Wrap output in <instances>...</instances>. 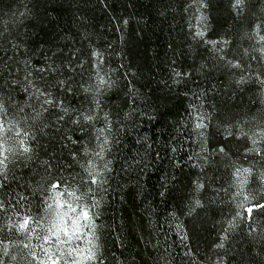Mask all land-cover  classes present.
Instances as JSON below:
<instances>
[{"label": "trees", "instance_id": "1", "mask_svg": "<svg viewBox=\"0 0 264 264\" xmlns=\"http://www.w3.org/2000/svg\"><path fill=\"white\" fill-rule=\"evenodd\" d=\"M202 2L207 9L200 8ZM232 3L0 0V88L6 81L23 80L28 71L38 84L41 76L50 82L63 80L64 89L53 83L52 94L69 109L58 124V110L44 114L49 126L36 133L33 161L9 163L11 187L0 191V199L5 191L19 193L30 199L25 208L31 206L35 215L48 179L45 160L53 165L51 176L85 191L82 178L87 174L80 165L92 157H85L83 148L98 151L95 129L105 128V159L112 171L105 173L104 190L91 185L100 200L93 211L99 212L104 264H264V209L254 210L251 221L243 209L239 212L244 196L236 195L232 177L234 168L249 157L248 136L264 132V86L257 82L264 80V53L259 51L264 41L254 30L259 23L264 35V0H246L239 14ZM201 12L207 17L205 39L230 42L223 52L195 37ZM94 50L103 56L99 74L112 86L101 88L97 119L81 132L71 118L95 108L99 81ZM220 55L239 60L241 68L226 65ZM41 68L47 71L40 73ZM175 71L190 75L174 82ZM241 76L247 82L238 85ZM90 86L93 91L85 93L83 88ZM14 96L20 102L26 98L19 89ZM193 112L207 117L206 129H195ZM240 128L247 136L238 139ZM220 145L226 156L215 151ZM261 148L264 152V144ZM256 157L264 169V156ZM95 162L102 167V161ZM196 183L205 187L197 191ZM248 192L264 203V191ZM196 200L204 207H195ZM7 215L17 219L11 210ZM4 216L0 213V223ZM12 239L21 238L13 234ZM221 242L224 247H216ZM5 264L25 261L18 255L15 262L5 258Z\"/></svg>", "mask_w": 264, "mask_h": 264}, {"label": "snow or ice", "instance_id": "2", "mask_svg": "<svg viewBox=\"0 0 264 264\" xmlns=\"http://www.w3.org/2000/svg\"><path fill=\"white\" fill-rule=\"evenodd\" d=\"M246 0H233L231 7L236 10L237 14L243 11ZM207 3H201L200 8L207 9ZM198 25L195 32V37L200 38L202 43L210 45L212 50L216 53H221L229 45L227 39L221 38L219 40H206L208 25L205 23L207 17L203 12L197 17ZM127 24V20L124 21ZM255 35L260 41H264V35L260 34L261 24L257 23L254 26ZM194 37V38H195ZM219 45V47H218ZM264 53V48L259 49ZM244 55L248 54V50H243ZM96 57L98 64L96 65L97 76L99 81L95 86V95L93 96V103L95 108H90L85 113H75L71 118V123L78 125L80 131L85 130V126L89 122L97 119L96 110L100 108V102L97 98L101 93V88L104 86L111 87L110 81H106L103 76L99 74V64L103 63V56L99 51L91 53ZM221 61H225L226 65L231 68H241L239 60H230L226 56L220 55L218 57ZM255 57H253L254 59ZM40 73H44L47 69H38ZM53 72L55 69L52 70ZM190 75V73H181L175 71L174 76L178 82L179 79ZM33 73L28 71L24 75L23 80L18 78L6 81L5 85L0 88V191L11 187L8 183V165L10 162L15 164H27L33 161L35 151L33 145L37 143L36 133L43 131L49 125L45 122V113L51 115L49 109L53 112L57 110L61 113L57 116L56 123L64 121L68 115L69 109L63 107V101L58 98H53L52 87L53 83L57 89H64V81L58 80L50 82L41 76L42 83L38 84L32 78ZM244 76L236 81L238 85L246 83ZM257 82L264 86V80L257 78ZM19 89L25 94L23 102L18 101L14 92ZM66 91L71 92V87ZM85 93L93 91V88H83ZM38 105V107H37ZM194 126L196 130H203L208 127L204 122L207 117L197 112H193ZM105 123L108 128L111 127L108 120V114H104ZM83 121V123H82ZM105 128L95 129L96 132V148L98 151H92L87 146L83 148L85 157L91 156L87 160V164H81V168L87 174V178H82V182L86 185L85 191H80L78 186L69 187L67 182H62L61 178L51 176V169L53 165L45 160L43 165L48 179L44 181V187L40 190V195L37 197L38 204L36 206V214H32V207L30 199L25 196L13 192L5 194L0 199V213H4V222L0 223V234L3 239H0V264H5V258L10 262L17 261L18 255L20 259L25 261V264H104L101 246L99 244L100 237L98 235L97 218L100 200L95 195L96 189L104 190L103 186L107 184V177L105 173H109L112 169L109 167L111 161L105 159V151L109 145L108 136L104 135ZM199 135L204 137V132L200 131ZM232 132H228L231 136ZM247 136L243 128H240L237 138ZM101 137L103 139L101 140ZM71 140V137H66ZM251 140L252 147L245 150L246 153H255L257 156H264L261 145L264 144V132H261L259 137L254 138L248 136ZM206 143V140L204 141ZM75 143V141H73ZM176 151V149H173ZM221 155H227L224 145H220L215 149ZM73 159L76 158V153H73ZM191 160L192 157L189 156ZM95 160L103 162L102 167H98ZM179 167V162H176ZM252 168L235 167L232 172L234 184L237 188L236 195L244 196L243 201L237 205L238 208L243 209L244 214L248 216L251 221L252 213L257 209H264V203L256 201L254 194L245 195L246 186L249 179L252 177ZM259 180L264 183V173L259 174ZM96 186V189L91 187ZM203 183H196L197 191L203 189ZM253 201H256L253 203ZM195 207L203 208L204 205L200 200L195 201ZM195 207L190 208L189 214L195 210ZM22 209L23 211H18ZM9 210L12 215L17 217L15 221L7 215ZM241 213H237L240 216ZM234 226L230 222V227ZM13 234L22 239H12ZM227 238L225 236L221 238ZM33 240L36 243H33ZM27 241V242H25ZM218 248H223L224 244L221 242L216 245ZM20 249L19 253L13 252L12 249Z\"/></svg>", "mask_w": 264, "mask_h": 264}, {"label": "rangeland", "instance_id": "3", "mask_svg": "<svg viewBox=\"0 0 264 264\" xmlns=\"http://www.w3.org/2000/svg\"><path fill=\"white\" fill-rule=\"evenodd\" d=\"M264 101V99H263ZM245 154L249 157L245 158L244 165L242 168H252L253 174L252 177L249 179V183L246 186L247 192L245 191V195L249 194V190L257 191H264V183H262L259 180V174L264 173V169L260 166V163L258 162V159L254 153H246ZM242 210L239 208V212ZM22 239V237H20ZM27 242V241H25ZM33 243H36L35 240H33Z\"/></svg>", "mask_w": 264, "mask_h": 264}]
</instances>
